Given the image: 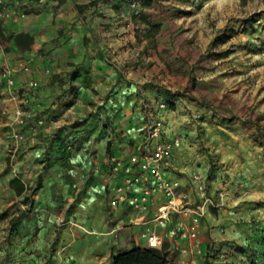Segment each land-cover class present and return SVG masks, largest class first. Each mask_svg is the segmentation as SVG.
<instances>
[{
  "label": "crops",
  "instance_id": "0c3cea01",
  "mask_svg": "<svg viewBox=\"0 0 264 264\" xmlns=\"http://www.w3.org/2000/svg\"><path fill=\"white\" fill-rule=\"evenodd\" d=\"M140 3L136 11L131 0H26L13 4L0 20L4 47L0 68L9 67L19 83L15 99L0 74V264H54L61 259L73 264H109L112 251L132 243L147 245L138 238L145 224L132 223L144 215L108 202L109 188L115 182L110 158L141 148L143 135L138 131L143 126V100H149L162 115V141L169 143L181 131L189 134L187 141L172 147L171 173L187 184L189 172L207 169L206 153L196 151L190 132L200 121L196 118L206 125L211 115L201 102L207 97L203 86L210 85L212 93L228 79L210 65L207 51L196 61L199 49L190 46L195 57L186 60L182 50L187 43L175 46L180 69L175 75L167 73L159 34L151 45L141 35L144 21L156 16L159 6L155 1ZM20 32L28 38L17 42ZM27 62L30 71L22 69ZM166 77L177 84L167 86ZM32 78L37 88L28 87ZM179 84L190 90L191 97L178 93ZM165 96L171 97L173 108H158ZM22 100L33 112L31 122L41 117L43 123L33 136L23 128V140L16 141L14 110ZM210 143L214 159L227 163L241 156L255 158L261 151L245 137L240 142L216 138ZM15 176L36 190L24 226L7 238V226L20 207L21 196L9 185ZM236 216L226 213L220 227L214 215L207 214L202 238L195 241L171 239L165 227L156 231L168 250L173 245L184 250L203 242L212 246L208 258L214 264H244L243 254L235 247L264 233L257 230L264 225L242 224ZM32 227L33 239L28 237Z\"/></svg>",
  "mask_w": 264,
  "mask_h": 264
},
{
  "label": "rangeland",
  "instance_id": "374dc122",
  "mask_svg": "<svg viewBox=\"0 0 264 264\" xmlns=\"http://www.w3.org/2000/svg\"><path fill=\"white\" fill-rule=\"evenodd\" d=\"M153 1L158 4L159 10L153 18L151 14L147 15L151 18L144 21L141 35L151 45L156 42L154 35L159 34L158 38L165 45L167 73L175 75L180 69V55L178 51L175 52V46L187 43L189 46L182 48L186 60L195 57L190 46L199 49L196 61L207 51L210 65L219 69L218 74L222 72L228 79L225 85L212 93L208 91L210 85L201 89L207 96L201 102L211 115L208 114L206 125L201 118H196L200 121L195 124L190 135L196 141V151L206 153L209 158V165L207 158L204 161L207 169L201 173L206 180L207 191L205 195L193 191L189 181L190 175L197 173L193 170L187 175V184L181 187L185 198L194 204L203 203L207 195L212 198L213 204L205 205L201 225L207 214H213L218 220L216 225L221 227L219 222L226 213L237 215L242 224L255 226L261 222L264 225V55L260 53L264 47V0H145V3L149 5ZM220 81H212L211 84L216 85ZM174 84H177L175 80L166 77L167 86L172 87ZM177 91L183 96L192 95L182 84H179ZM170 98H162L159 103L163 102L165 106L160 107L158 104V108L171 109ZM141 104L144 118L138 134L143 135L141 149H144L150 125L161 119L162 115L158 114L157 107L149 100H143ZM105 120L109 124L108 117ZM188 135V132L181 131L169 143L179 145ZM243 137L261 147L259 156H241L227 163L214 159L209 153L212 139L220 138L223 141L229 138L240 142ZM160 138L163 140L162 133ZM35 190L31 191L32 200ZM189 190L191 192L188 194ZM30 199L23 203L20 198V207L15 209L7 226V238L19 234V228L24 226V217L33 209ZM28 223L31 224L30 221ZM201 225L199 239L203 233ZM55 227L59 225L55 223ZM257 230L264 232V227ZM256 235V238L235 247V250L243 254L244 264H256V253L264 243V233ZM28 237L33 239V227ZM196 244L184 250L176 245L171 246L168 250L170 264H214L208 258L211 257L208 250L213 251L212 246H205L203 242ZM28 252H32V249ZM23 264L28 263L23 261Z\"/></svg>",
  "mask_w": 264,
  "mask_h": 264
},
{
  "label": "built area",
  "instance_id": "2783aa9c",
  "mask_svg": "<svg viewBox=\"0 0 264 264\" xmlns=\"http://www.w3.org/2000/svg\"><path fill=\"white\" fill-rule=\"evenodd\" d=\"M26 0H0V20L8 14L13 4H21ZM132 7L138 11L140 0H131ZM0 38V49L3 50ZM264 55V47L260 50ZM22 69L30 71V64L23 63ZM0 74L4 79L6 89L10 96L18 99L19 83L14 72L9 67L0 68ZM30 89L37 88L35 79L28 81ZM22 100L15 108V120L18 129L14 131L13 138L21 141L24 138L23 128H27L31 135L37 132V126L43 123L38 117L33 124V112L30 111ZM164 107L163 102L159 103ZM163 130V122L157 119L150 125L149 135L144 149H137L126 156L112 157L110 171L115 182L109 188L108 202L112 207L127 206L133 211L144 215V218L132 223H143L145 227L138 232V238L148 246L161 247L163 240L156 231L158 227H165L168 236L178 241H195L198 239L199 226L205 214V205L213 204L212 198L207 195L201 204H194L185 198L182 191L183 184L180 179L171 173L169 163L172 158L174 144L160 139ZM175 142V144H177ZM193 191L205 195L207 183L199 172L189 177ZM155 205V208H154ZM31 264V263H29ZM54 264H73L69 260H58ZM256 264H264V243L256 253Z\"/></svg>",
  "mask_w": 264,
  "mask_h": 264
},
{
  "label": "trees",
  "instance_id": "16d2710c",
  "mask_svg": "<svg viewBox=\"0 0 264 264\" xmlns=\"http://www.w3.org/2000/svg\"><path fill=\"white\" fill-rule=\"evenodd\" d=\"M23 38L27 39L28 34L20 32L15 36L17 42ZM173 107L174 105L171 103V108ZM109 149L110 142L107 143V151ZM9 185L14 189L16 195L22 197L23 203H26L30 199L31 191L36 189V187L29 188L16 176L9 180ZM37 186H40V182L37 183ZM30 200V203L32 204L33 200ZM170 261L171 259L166 245L153 247L136 243H132L129 248L112 251L109 257V264H170Z\"/></svg>",
  "mask_w": 264,
  "mask_h": 264
}]
</instances>
